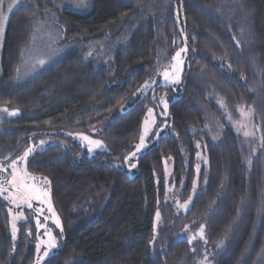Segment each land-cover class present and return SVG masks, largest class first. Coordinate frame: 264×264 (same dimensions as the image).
I'll return each instance as SVG.
<instances>
[{
  "label": "trees",
  "instance_id": "obj_1",
  "mask_svg": "<svg viewBox=\"0 0 264 264\" xmlns=\"http://www.w3.org/2000/svg\"><path fill=\"white\" fill-rule=\"evenodd\" d=\"M40 29L57 52L15 83ZM183 45L180 82L134 100ZM238 106L253 109V136L237 131ZM2 107L19 112L0 116V163L53 142L25 163L47 178L63 229L60 250L39 263L264 264V0H24L5 29ZM148 108L167 133L125 162ZM101 125L109 152L88 156L75 136ZM164 159L181 202L196 182L185 213L166 199ZM201 223L207 243L189 244ZM38 233L19 224L13 242L0 197V264H37Z\"/></svg>",
  "mask_w": 264,
  "mask_h": 264
},
{
  "label": "snow or ice",
  "instance_id": "obj_2",
  "mask_svg": "<svg viewBox=\"0 0 264 264\" xmlns=\"http://www.w3.org/2000/svg\"><path fill=\"white\" fill-rule=\"evenodd\" d=\"M21 2H22V0H12V2L7 5V12L11 13L14 10V7L19 5ZM79 3H80V5H83L84 0H79ZM7 18H8V16L4 12V0H0V37H2V35H3L2 23H3V21H6ZM49 35H51V34H49ZM186 52H187L186 46L181 48L179 51H176L175 55L171 58L175 63L172 64L170 67H164V69L162 71V78L166 83H171V84L179 83L180 74H181L182 65H183V60L181 59V54L186 53ZM89 55H90V53H89ZM45 62L46 61L44 59H38L32 65V68L35 69L37 66H43L45 64ZM152 83H155V81H153ZM151 86L152 85L146 81L145 84L138 91H140V92L147 91ZM161 103L163 104V113L162 114L166 115L168 103H167V101H165L163 99L161 100ZM220 103H221V106L224 107L223 101H221ZM0 111L8 113V115H10V116H14V115L18 114L19 109H14V110L9 111V109L3 108V109H0ZM238 111L240 113L242 120L236 122L237 131H239L240 128H242V127H246V125H244L242 121H243V119L250 118V116L253 112V109L249 108L248 111H245L243 109V107L238 106ZM228 118L231 121V119H232L231 115H229ZM150 125L156 126V119L154 116V109L153 108L147 109V116H146L145 120L143 121V132L139 137V143L134 145L135 151L130 152L127 156L124 157L125 162H129V161L133 160L137 156V153L141 152V150L145 148V146H146L145 140H146V137L149 135ZM165 126H167V125H165ZM69 135H71V133H69ZM79 135L83 141L87 142V145H88L87 150L89 152H93L95 149L106 147V145L104 144V142L102 140L92 139L88 135H84V134H79ZM243 135L245 137H249V136H253L254 133H252L250 131H244ZM43 143H44V141H41V144H43ZM196 146L200 147L199 144H197ZM260 146H261V148H264V136L260 137ZM33 150L34 149L32 147L27 148L23 152L22 156L18 157L17 159H13L11 161V163L8 164L7 166L0 163V173H8V176H6L4 178V180L0 181V196H3L4 193L7 192L8 195L5 196L4 198L10 200V202L15 204L16 207H18V208L23 205V206H26L28 209H33V207H34L33 202L34 201H38L40 204L47 203V212L51 213V217L44 215L45 210L43 208H36L35 209L36 214H37V218L35 221L36 227L38 230L43 228L44 234L48 237L47 242H45L44 240H41L40 243L36 244V250H37V253H39L41 251V245L46 243V247L43 251V255L40 256L38 261H37V264H39L40 260H43L44 257L49 256V251L51 249H54L57 247L56 237L53 235L52 231L49 228H47L44 224L41 223L40 217L43 216L44 221H47L48 219L51 218L53 223L56 225V227L60 228L61 233H62L63 229L61 226L60 218L57 215V213H56V211H55V209L51 203V199H50L48 189H46V188L41 189V188L37 187V185L35 183V177L32 176L26 170V167L25 168H18V166H17L18 161L21 164H24L27 161V158L29 157V155L33 152ZM253 151H255V149ZM196 155L198 158H200L199 152H197ZM7 159L8 158L6 157L5 160H7ZM248 163L251 164L250 159H249ZM130 167H136V164L130 163ZM9 168L11 169L10 173L8 172ZM196 168H197V172H199L200 165L197 164ZM42 180L45 184L49 183L47 181L46 177L42 178ZM29 181H33V182L29 183ZM196 187H197V185H196V182L194 181L193 182V193H195ZM192 200H193L192 195H189L188 199L186 201H184L183 203H180V201L177 200L176 201L177 208L178 209H184L185 211H188L190 208V205L192 203ZM9 211H11V209ZM156 218H157V220H159V218H160L159 211H157V213H156ZM17 219H27V218L24 216L23 212H20L16 216L13 217V221H14L13 225H12V238L13 239L16 238L17 229H16L15 221ZM193 223H195V221ZM29 235H31V232H29ZM197 236L199 237L200 240H203L204 243H207V240L205 238V225L203 223L199 224L198 232L196 234H193L189 238L188 243L192 244L193 241H195L197 239ZM154 240H155V237L153 238V241H150V243H154ZM220 243H223V241H221ZM218 246H219V244H218ZM193 251H195V249H193ZM205 259H207V258H205Z\"/></svg>",
  "mask_w": 264,
  "mask_h": 264
},
{
  "label": "rangeland",
  "instance_id": "obj_3",
  "mask_svg": "<svg viewBox=\"0 0 264 264\" xmlns=\"http://www.w3.org/2000/svg\"><path fill=\"white\" fill-rule=\"evenodd\" d=\"M11 2H12V0H4V12L8 16V18H7L6 21H3V23H2L3 35H2V37H0V55H1V52H2V47H3V42H4V35H5V29H6V25H7L8 19H9L10 15L19 6L23 5L24 0H22V2L19 5H17V6L14 7V10L11 13H8L7 12V5L10 4ZM183 47H185V46L183 45V46L179 47L177 49V51H179ZM56 52H57V46L55 45L54 40H51L49 38V35L43 34L42 29L38 30V32L36 34V37L34 39H32V41L30 42L29 46L25 50V52H24L25 55L23 54L24 57L21 58V62L19 64V67L17 68L16 73H15V76H14V82L15 83H21V82L29 79L30 77H32L34 75L33 74L34 69L33 70H30V69L32 68V65L35 63V61L38 60V58L39 59H43L42 58V55H46L47 54L49 56H53V55L56 54ZM181 59L183 60V65H182V71H181V74H180V80H181V78L183 76V73L185 71V68H186L185 53H182L181 54ZM174 63L175 62L173 60H171V62L169 63V65L167 67H170ZM37 67H40V66H37ZM162 71L163 70H161L156 76L151 77V78H147V79L144 80V82L139 87V89H141V87L145 84L146 81L149 82L152 86L147 91H144V92H140V91H138L139 90L138 89L136 91L135 95H134V100L137 99V98L142 97L150 89H152V88H154L156 86H175V85L178 84V83H175V84L166 83L163 80V78H162ZM180 80H179V82H180ZM153 81H155V83H152ZM127 107L128 106H124L122 108V110H119V113H121L123 111V109H126ZM3 108H7V107H2L0 109H3ZM9 111H11V110H9ZM162 113H163V111H162ZM0 116H5V118H13L16 115L10 116V115H8V113L3 112V111H0ZM146 116H147V114H146ZM146 116H145V118H146ZM162 117H165V115L162 114V116H160L159 118H162ZM145 118L143 119V121L145 120ZM159 118H157L155 116L156 126H151L150 125L149 135L146 137V140H145L146 146H145L144 149L141 150V152L137 153V156L136 157L140 156L148 147H150L152 145L153 141L158 136L165 135L167 133L166 127H165V123H164L165 121H162V123H158V120H160ZM241 120H242V118H241ZM143 121H142L141 126H140V134H139V137H140V135L143 132ZM242 122H243L244 125H246V127L240 128V131L242 133L244 131H250V132L254 133L253 127L251 126V124L249 122V118L248 119H243ZM104 126L105 125H101V126L96 127L93 130H90L89 132L80 133V134L88 135L92 139L102 140L99 135L103 131ZM75 137L84 146V148L87 151V155L88 156H92V155L97 154V153H108L109 152V149H108L107 146L105 148H99V149H95L93 152H89L87 150V147H88L87 142L86 141H83L80 138V135L79 134H77ZM41 141H44V143L41 144ZM137 143H139V139H138V141L135 144H137ZM50 145H53V142L50 141V140H44V139H40L35 144H33V143L30 144L29 147H32L34 150L29 155V157L32 156L33 154H35L36 152H39V151L43 150L44 148H46V147H48ZM132 151H135V148H133ZM22 155H23V153L20 156H22ZM10 163H3V164L5 166H7ZM25 163L24 164H21L18 161L17 162L18 168H25ZM163 169H164V177H165V181H166V199L176 208V210L178 212L185 213L186 211L184 209H178L177 208V205H176V201L179 200V198H178L177 192L175 191V189L173 188V185H172V179H171L172 165H171V160L170 159H164L163 160ZM8 172L9 173L11 172V169L10 168H9ZM5 176H8L7 173H0V179H4ZM34 177H35V183H36L37 187H39L41 189H45V188L48 189L49 195H50L49 185H48V183L45 184L43 182V180H42L43 177H39V176H34ZM32 182L33 181H29V183H32ZM192 194H193V192H192ZM7 195H8V193L6 192V193H4L3 196H0V197L2 199H4L5 202H6V204H7L8 214H9V234H10V237H11V239H12L13 242H15L16 239H17L18 226H19V224L26 223L28 221L33 222L35 224V221H36V218H37V214H36V211H35L36 208H43L45 210L44 211V215H46L48 217H51V213L47 212V203L40 204L38 201H34L33 202V205H34L33 209H28L26 206H23V205L18 208V207H16L15 204L11 203L10 200L4 198ZM180 203H183V202L180 201ZM10 209H11V211H9ZM20 212H23L24 213V216L27 219H17L15 221L17 232H16V238L13 239L12 238V225H13V222H14L13 221V217L16 216ZM40 219H41V223L44 224L47 228H49L52 231L53 235L56 237L57 247L54 248V249H51L49 251V254L58 252L60 250V248L62 247V233H61L60 228L56 227V225L53 223V221H52L51 218L48 219L47 221H44L43 216H41ZM157 223H158V220H157L156 215H155L154 223H153V228L154 229H156ZM35 227H36V224H35ZM36 229H37V227H36ZM38 231H39V233H38V239L36 241V244L37 243H40L41 240H44L45 242H47L48 237L44 234V229L41 228ZM197 232L198 231L191 232L190 233V237L193 234H196ZM197 239H199L198 236H197ZM45 247H46V243L43 244V245H41V251L39 253H37V258H39L40 256L43 255V251H44ZM39 264H42V262H40Z\"/></svg>",
  "mask_w": 264,
  "mask_h": 264
}]
</instances>
